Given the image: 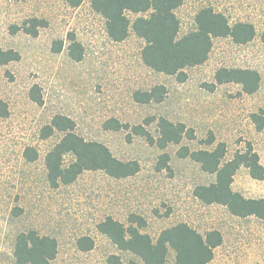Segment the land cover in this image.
<instances>
[{
	"label": "rangeland",
	"instance_id": "1",
	"mask_svg": "<svg viewBox=\"0 0 264 264\" xmlns=\"http://www.w3.org/2000/svg\"><path fill=\"white\" fill-rule=\"evenodd\" d=\"M204 6L223 13L230 24L251 23L255 35L244 44L230 37L213 38L206 61L185 68L186 78L180 82L142 62L144 41L132 30L121 41L110 39L105 19L89 0L75 7L63 0H0V49L19 54L17 60L0 63V98L9 107V114L0 117V264H17L15 237L31 229L55 238L57 251L50 264H105L109 254L123 261L137 259L118 250L96 227L107 216L127 225L130 214L144 218L142 231L153 241L161 230L180 222L201 234L219 230L222 242L207 264H264V221L236 217L219 204L198 200L194 187L214 177L189 157L177 155L182 145L211 149L223 141L229 158L249 142L264 165V130H256L250 120L260 109L264 114V0H182L175 9L178 37L194 29L195 14ZM144 14L126 12L130 21ZM33 19L43 22L35 35L24 31ZM70 36L82 47L78 61L68 53ZM59 41L61 47L55 50ZM220 67L255 69L258 89L245 94L239 84H217L214 75ZM158 84L166 90L161 102L136 101L135 92ZM34 85L40 104L30 98ZM56 114L70 117L78 135L105 144L118 159L136 160L138 172L113 178L86 170L69 184L50 186L45 155L62 133L42 137L41 129ZM160 115L193 128L195 138L159 149L131 132V126L142 125L156 137ZM110 119L129 128L105 127ZM210 131L213 144L200 143ZM164 152L167 167L158 169ZM63 159L67 164L73 158L65 154ZM232 187L247 197H264V178L252 179L244 167ZM84 236L93 241L88 250L76 244ZM164 264H174L173 250Z\"/></svg>",
	"mask_w": 264,
	"mask_h": 264
},
{
	"label": "trees",
	"instance_id": "2",
	"mask_svg": "<svg viewBox=\"0 0 264 264\" xmlns=\"http://www.w3.org/2000/svg\"><path fill=\"white\" fill-rule=\"evenodd\" d=\"M75 7L83 0H63ZM91 8L103 16L107 35L114 41L127 37L129 30L143 39L141 60L149 68L169 75H175L182 82L186 78L184 69L206 61L215 37H230L236 44H244L253 39L254 27L249 22L230 24L226 16L210 6L201 7L194 17L195 27L192 31L178 37L179 20L175 9L182 0H89ZM146 13L136 16L130 21L126 12ZM43 22L33 19L32 24L24 27V31L36 34V27ZM260 39L264 42V19ZM61 42L55 50H59ZM69 56L78 61L82 57V47L73 36L69 38ZM19 58L18 52L12 49H0V63L5 64ZM217 84L236 83L241 93L252 94L260 82L259 73L251 68L220 67L214 75ZM162 84L144 91H137L134 98L139 102H161L165 97ZM30 98L36 103L42 102L34 85L30 90ZM9 114L6 101L0 98V117ZM256 130H264V114L260 109L250 114ZM74 121L65 115L56 114L41 129L42 137L54 131L62 133L60 139L45 155L46 178L50 186L73 182L79 174L86 170H100L113 178H124L138 172L136 160H120L109 148L98 141L85 140L74 131ZM105 127L111 129L129 128L116 119H110ZM157 136L153 137L142 125L131 126L133 134L144 136L146 141L164 149L169 144H179L185 137L194 139L193 128L183 122H173L160 115L156 118ZM200 143L211 145L214 135L210 131ZM71 154L72 160L64 164V155ZM226 145L219 141L211 149L191 150L182 145L177 150L180 157H189L199 164L202 171L213 174L214 181L198 184L193 195L204 204H219L236 217L255 216L264 221V198L245 197L231 188L233 177L240 166L248 169L251 178L260 180L264 177V167L252 145L246 142L243 151H236L232 158L226 159ZM32 156L30 155V158ZM168 154H160L158 169L167 167ZM145 220L137 214H130L127 225L112 218L105 217L97 223V229L105 234L120 251L134 256L123 261L118 254H109L105 264H164L168 251L174 252V264H207L213 257V249L221 244L222 235L219 230L211 229L205 234L199 233L185 222L161 230L153 241L142 231ZM80 250H88L93 241L89 237L77 240ZM57 251L55 238L41 235L35 230L19 232L14 241L13 257L17 264H50Z\"/></svg>",
	"mask_w": 264,
	"mask_h": 264
},
{
	"label": "crops",
	"instance_id": "3",
	"mask_svg": "<svg viewBox=\"0 0 264 264\" xmlns=\"http://www.w3.org/2000/svg\"><path fill=\"white\" fill-rule=\"evenodd\" d=\"M250 120H251V118H250ZM252 122V121H251ZM253 123V122H252ZM226 155V154H225ZM230 158H232V156L231 157H229V158H226V159H230ZM260 162V161H259ZM260 164L264 167V165L260 162ZM241 167H244V166H240L239 168H238V170L241 168ZM245 168V167H244ZM246 170H247V172H248V169L247 168H245ZM237 170V171H238ZM237 171H236V173H237ZM204 172V171H203ZM206 173V172H205ZM235 173V174H236ZM207 174H209V173H207ZM249 174V173H248ZM210 175H213V174H210ZM235 176V175H234ZM250 176V175H249ZM213 177H214V175H213ZM264 178V177H263ZM262 178V179H263ZM233 179H234V177H233ZM253 179V178H252ZM262 179H260V180H262ZM255 180H257V179H255ZM212 181H214V179L212 180ZM232 183H233V181H232ZM232 183H231V188L233 189V190H235V191H238V190H236V189H234L233 187H232ZM240 192V191H239ZM241 193V192H240ZM243 194V193H242ZM245 196V195H244ZM245 197H247V196H245ZM251 198H255V197H251ZM264 198V197H263ZM222 206V205H221ZM224 207V206H223Z\"/></svg>",
	"mask_w": 264,
	"mask_h": 264
}]
</instances>
